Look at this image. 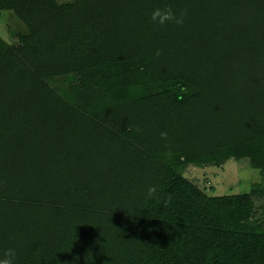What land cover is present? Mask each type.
Wrapping results in <instances>:
<instances>
[{"label":"trees","instance_id":"obj_1","mask_svg":"<svg viewBox=\"0 0 264 264\" xmlns=\"http://www.w3.org/2000/svg\"><path fill=\"white\" fill-rule=\"evenodd\" d=\"M165 6L188 10L182 26L150 21ZM0 12L26 28L17 44L0 36V252L264 264L252 216L264 181L209 195L183 174L245 150L264 165V0H0ZM65 76L72 100L48 83Z\"/></svg>","mask_w":264,"mask_h":264},{"label":"rangeland","instance_id":"obj_2","mask_svg":"<svg viewBox=\"0 0 264 264\" xmlns=\"http://www.w3.org/2000/svg\"><path fill=\"white\" fill-rule=\"evenodd\" d=\"M67 2L71 0H58ZM25 33L26 28L9 12H0V36L6 41L17 44L16 33ZM70 77L65 76L62 79L49 81V85L57 93L62 95L67 100L73 99V94L70 91ZM32 153V152H31ZM184 176L189 179L195 186L203 190L209 195H224L234 194L247 191L252 183H262L264 181V165L260 168H253L249 161V152L247 150L236 154L224 161L219 166H195L186 165L183 168ZM33 225L27 232L31 234L35 224H40V217L30 215ZM253 219L257 220L264 229V197L254 199ZM37 223V225H36ZM5 226L6 223H2ZM1 227V223H0ZM31 236V235H30ZM21 255L17 253L16 264L20 260ZM28 260H33L32 255H25Z\"/></svg>","mask_w":264,"mask_h":264},{"label":"clouds","instance_id":"obj_3","mask_svg":"<svg viewBox=\"0 0 264 264\" xmlns=\"http://www.w3.org/2000/svg\"><path fill=\"white\" fill-rule=\"evenodd\" d=\"M188 10L182 9L176 11L171 6H165L163 8L157 7L152 10L150 14V21L153 22L157 26H165L169 23L174 24L176 26H182L187 17ZM157 56L161 54V50H156L155 53ZM139 132L140 130L137 129ZM161 139H167V132L160 133ZM168 155H171L169 152ZM158 191V187L156 185L149 186L146 192V199H152L156 197ZM170 200V197H169ZM169 200L164 201L165 207L169 203ZM157 201L159 202V197H157ZM17 252L14 248H7L0 252V264H16Z\"/></svg>","mask_w":264,"mask_h":264}]
</instances>
